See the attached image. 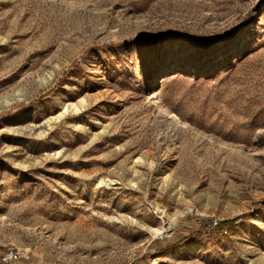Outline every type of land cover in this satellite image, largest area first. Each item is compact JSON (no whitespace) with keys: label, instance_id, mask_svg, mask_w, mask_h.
<instances>
[{"label":"rangeland","instance_id":"obj_1","mask_svg":"<svg viewBox=\"0 0 264 264\" xmlns=\"http://www.w3.org/2000/svg\"><path fill=\"white\" fill-rule=\"evenodd\" d=\"M0 264H264V0H0Z\"/></svg>","mask_w":264,"mask_h":264},{"label":"bare ground","instance_id":"obj_2","mask_svg":"<svg viewBox=\"0 0 264 264\" xmlns=\"http://www.w3.org/2000/svg\"><path fill=\"white\" fill-rule=\"evenodd\" d=\"M169 61H173V58H167ZM151 98H153V100L151 101V103H157L158 102V99H159V96L158 94H154ZM169 117L177 122H180L183 126L186 125V123L181 120L175 113L173 112H170L169 113Z\"/></svg>","mask_w":264,"mask_h":264},{"label":"built area","instance_id":"obj_3","mask_svg":"<svg viewBox=\"0 0 264 264\" xmlns=\"http://www.w3.org/2000/svg\"><path fill=\"white\" fill-rule=\"evenodd\" d=\"M2 261L4 262V263H11L12 261H14V256H13V254L12 255H6V256H4V257H2Z\"/></svg>","mask_w":264,"mask_h":264},{"label":"trees","instance_id":"obj_4","mask_svg":"<svg viewBox=\"0 0 264 264\" xmlns=\"http://www.w3.org/2000/svg\"><path fill=\"white\" fill-rule=\"evenodd\" d=\"M228 224H231V222H227V224H226V225H228Z\"/></svg>","mask_w":264,"mask_h":264}]
</instances>
